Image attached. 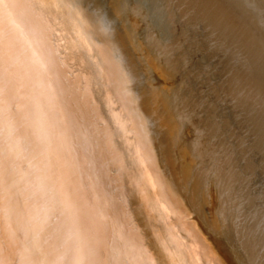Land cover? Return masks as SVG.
I'll return each instance as SVG.
<instances>
[{"label": "bare ground", "instance_id": "1", "mask_svg": "<svg viewBox=\"0 0 264 264\" xmlns=\"http://www.w3.org/2000/svg\"><path fill=\"white\" fill-rule=\"evenodd\" d=\"M172 1L201 39L141 0H0V264H264L257 162L203 172L220 126L158 64L218 56L264 166V0Z\"/></svg>", "mask_w": 264, "mask_h": 264}, {"label": "rangeland", "instance_id": "2", "mask_svg": "<svg viewBox=\"0 0 264 264\" xmlns=\"http://www.w3.org/2000/svg\"><path fill=\"white\" fill-rule=\"evenodd\" d=\"M147 1L148 0L146 1L141 0V2L145 4L146 20L149 23L152 21L151 26H153L152 27L153 29L155 30L157 29L156 30L157 32L162 27L158 33L164 34L163 38L165 39V41L171 44L175 39L180 38L183 34H187L188 39L190 41L201 39L202 25L200 23L193 26V24L190 22V11H184V9H182L181 7L176 6L172 0H150L151 3H149L150 1L149 2ZM148 5L150 9H147ZM159 26L160 28L158 29ZM211 62L213 64H211ZM158 64L162 67V70L165 68L164 72H169L171 74L170 79H175V81H177V83L179 84H182L184 82L182 84V86L184 85L183 88L186 90V88L188 87L189 90L187 89V91L191 92L193 96L200 97L201 93L202 94L204 93L205 102H206L205 110H208L211 113V115L214 117V119L217 121L218 125L220 126V130L222 133L219 132L218 135L206 137L204 139L203 145L205 146V149L208 150V152L206 153V151L202 150L200 151L202 155H200L199 153V155L197 156V163L203 166V172L206 171L207 169L211 171L210 170V168L212 167L211 162H214L215 160H217V163H220L218 165L220 169H222L221 164L224 161L226 167L229 164H235V163L241 164L240 163L241 161L239 160L237 153L240 151V148L248 149L251 153L252 161L255 163L257 162L258 164L257 166L254 167V174H252V179H251V182L253 184L252 188L261 194L259 203L263 205L264 204V166L262 163L260 153L258 151L257 152L255 151V146L253 145L254 135L251 134L243 125L240 124L237 118V114L233 109V107L230 105V103L228 104V102L227 103L219 102L214 97L210 89L211 84L220 79L219 57L218 56L208 57V55L204 51L202 52L200 51V55L195 56L193 54L190 57V62L187 68H182L179 71H174L172 68L168 67V65L166 64L164 65V63L162 64L158 63ZM208 65L211 67L212 71L211 74L207 76L205 75L204 68ZM173 74H175L176 76H174ZM210 80L213 82H211ZM186 83L187 84L189 83V85H187ZM239 140H241V144H239ZM219 145L221 146L219 147ZM216 147H218V149H215ZM205 206L206 205L204 204V209Z\"/></svg>", "mask_w": 264, "mask_h": 264}]
</instances>
